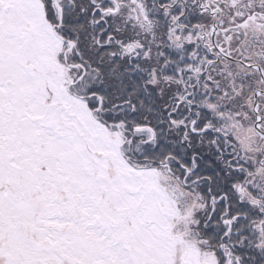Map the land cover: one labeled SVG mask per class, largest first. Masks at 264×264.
I'll return each instance as SVG.
<instances>
[{
    "label": "snow or ice",
    "instance_id": "6c2138e0",
    "mask_svg": "<svg viewBox=\"0 0 264 264\" xmlns=\"http://www.w3.org/2000/svg\"><path fill=\"white\" fill-rule=\"evenodd\" d=\"M0 264H264V0H0Z\"/></svg>",
    "mask_w": 264,
    "mask_h": 264
}]
</instances>
